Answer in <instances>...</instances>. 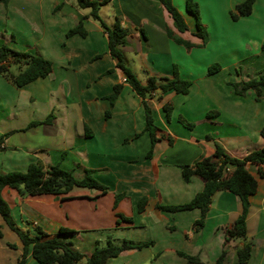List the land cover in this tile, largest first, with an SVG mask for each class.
<instances>
[{
    "label": "crops",
    "instance_id": "0c3cea01",
    "mask_svg": "<svg viewBox=\"0 0 264 264\" xmlns=\"http://www.w3.org/2000/svg\"><path fill=\"white\" fill-rule=\"evenodd\" d=\"M172 1L189 30H178L159 0H109L99 9L108 26L118 19L129 30L121 50L141 82L148 75L175 74L191 81L186 94L154 91L147 98L159 128L150 157L142 98L124 81L108 51L107 33L88 16L89 8L78 7L76 0L0 2V45L52 62L47 76L19 88L0 77V137L8 133L1 143L0 173L25 171L32 162L57 164L77 178L85 169H95L94 177L107 186L104 194L73 187L64 195L24 196L5 187L2 196L19 229L33 234L39 226L51 235L61 227L73 230L61 238L87 254L108 241L150 242L105 264H189L179 252L197 257V264H214L223 251L221 264H234L236 250L244 244L251 246L244 264H264V176L258 164H246L257 188L249 196L244 238L225 242L226 228L242 212L239 197L230 191L214 193L201 226L195 225L201 217L198 208H155L188 202L203 188L199 176L184 181L180 164L212 155L215 143L239 158L264 147V86L257 96L252 88L237 95L230 85L264 74V0H255L251 12L236 20L230 12L243 0H195L208 34L205 44L191 33L194 20L185 12V0ZM79 21L86 34L67 36ZM215 62L220 69L208 74ZM116 83L123 87L110 105L105 96ZM165 103L172 108L169 118ZM179 116L193 127H183ZM117 194L123 196L116 200ZM143 196L148 204L138 212ZM22 251L18 234L0 215V264L15 263ZM26 258V264H42L30 249Z\"/></svg>",
    "mask_w": 264,
    "mask_h": 264
},
{
    "label": "trees",
    "instance_id": "16d2710c",
    "mask_svg": "<svg viewBox=\"0 0 264 264\" xmlns=\"http://www.w3.org/2000/svg\"><path fill=\"white\" fill-rule=\"evenodd\" d=\"M8 1L0 0L4 4ZM108 1L76 0V5L80 8H89L88 16L96 20L107 33L108 51L111 57L116 60V67L123 71L124 81L142 98L146 120L145 130L149 133L152 144L147 153V157H150L152 154V146L158 139L157 133L159 128L154 124L152 110L147 98L154 91L164 93L173 90L177 93L186 94L191 85V81L175 74L173 77L148 75L145 82H141L127 67L121 50L122 46L126 43L129 30L122 26L118 19H115L114 23L108 26L99 15L100 7ZM159 1L168 11L178 30H189L185 16L175 6L172 0ZM254 1L243 0L236 4L230 12L231 18L236 20L241 16L248 15L251 12ZM185 12L193 17L194 20V28L191 33L199 37L202 44H205L208 40V34L205 25L201 22L198 3L195 0H185ZM74 33L82 36L86 34V30L83 28L81 21L75 27L69 29L66 35L70 36ZM262 48L264 49V44ZM12 65H16L17 67V71L14 73L10 70ZM219 69L220 64L215 62L208 66L207 73L212 74ZM51 71L52 62L40 54L20 51L6 44L0 45V77L7 78L17 88L39 77H45ZM107 72H110V70H107ZM230 85L233 88V92L237 95H244L247 89L252 88L256 90L258 96L260 94V87L264 86V74L246 81L231 82ZM122 87L123 83L114 84L111 94L105 96L109 100L110 105H113ZM163 109L169 118L172 109L171 105L165 103ZM109 114L107 110L105 116L107 117ZM52 117L53 115L50 114L45 119V122H51ZM178 121L187 128L193 127V124L182 116L178 117ZM35 123L32 122L30 125H34ZM86 134L90 135V132L87 131ZM7 135L8 133L0 137V148L2 141ZM260 135L264 137V125L260 129ZM206 138L211 139V136L206 135ZM248 162L258 164L260 166L259 173L264 176V170L262 168L264 164V147L253 150L244 157L239 158L229 155L218 143H215L212 155L205 156L192 164H180L184 181H189L192 176H199L203 180V188L188 202L176 205L156 204L155 208L160 211L170 212L198 208L201 212V217L195 221V225L201 226L214 193L221 190L230 191L239 197L242 204V212L226 228L224 235L225 242L234 238H244L246 235L245 216L249 205V196L257 188L256 178L246 167ZM95 172V169H85L83 177L77 178L72 171L63 169L57 164L44 167L40 162H32L25 171L0 173V215L7 225L18 234L23 244L22 254L13 264H26L29 249L31 250V255L42 264H76L79 261H85L86 264H105L108 258L115 257L124 250L140 249L150 244V242H134L127 239H123L118 243L108 241L104 246H98L96 244L94 250L90 254H87L74 249L70 240L61 238L63 235L73 233V230L61 227L57 233L51 235L39 226L34 227L33 234L29 230L19 229L11 217L8 203L2 196V190L5 187L17 190L21 196L43 194L64 195L73 187H87L97 190L99 194H104L107 192V186L94 177ZM121 196L123 194H117L116 200ZM147 204L148 199L146 196L139 198L137 201V211H144ZM128 220L130 221V218ZM250 251V244H244L237 248V257L234 264H244L249 258ZM179 254L185 257L189 264L199 263L198 258L195 256L183 252H179ZM224 255L225 252L223 251L214 264H221Z\"/></svg>",
    "mask_w": 264,
    "mask_h": 264
},
{
    "label": "rangeland",
    "instance_id": "374dc122",
    "mask_svg": "<svg viewBox=\"0 0 264 264\" xmlns=\"http://www.w3.org/2000/svg\"><path fill=\"white\" fill-rule=\"evenodd\" d=\"M11 72H16L17 71V67L16 65H12L11 68H10ZM239 72L238 70L235 71V75H237ZM183 127H185L181 122H179ZM114 243H118V242H114ZM80 262V261H79ZM78 263V262H77Z\"/></svg>",
    "mask_w": 264,
    "mask_h": 264
},
{
    "label": "built area",
    "instance_id": "2783aa9c",
    "mask_svg": "<svg viewBox=\"0 0 264 264\" xmlns=\"http://www.w3.org/2000/svg\"><path fill=\"white\" fill-rule=\"evenodd\" d=\"M262 168H263V170H264V164L262 165Z\"/></svg>",
    "mask_w": 264,
    "mask_h": 264
}]
</instances>
